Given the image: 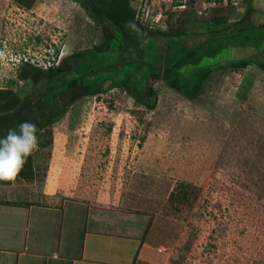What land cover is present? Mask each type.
Wrapping results in <instances>:
<instances>
[{
	"label": "rangeland",
	"instance_id": "1",
	"mask_svg": "<svg viewBox=\"0 0 264 264\" xmlns=\"http://www.w3.org/2000/svg\"><path fill=\"white\" fill-rule=\"evenodd\" d=\"M212 2L174 0L169 3V11L176 15L173 23L170 28L160 24L167 31L176 28L179 16L214 22L222 14L230 23L231 32L220 37L207 32L210 41L200 49L198 59L193 57V65L183 67L185 90L202 73H193L199 67L196 59L214 70L227 68L249 53L252 59L264 56V0H242L228 9L213 7ZM105 36L103 27L77 0H37L31 9L16 0H0V88L24 85L18 80L24 61L42 68L62 65L66 71L61 79L93 67L101 71L88 74L86 80H106L113 76V60L105 58V51H95ZM166 38L150 33L146 41L137 39V47L122 52L115 62L124 63L126 69L132 57H142L145 63L136 61L135 71L127 75L120 67L122 76L142 80L144 69L164 67L171 55L177 61L184 57L185 46L167 51ZM75 55L78 60L65 65ZM109 64L108 73L104 72ZM255 70L250 74L259 77L253 87L240 90L221 114L212 112L211 106L232 78H241L239 70L219 72L212 88L195 99L177 91L173 95L162 80L143 81L144 90L153 86L158 94L153 110L146 108L145 99H137L136 90L131 95L120 85L67 107L64 118L40 135L33 152L39 169L37 185L50 196L42 201L60 208L52 215L57 226L49 234L59 235L60 225L61 253L74 249L75 234L84 227L78 221L79 204L69 201L74 200L85 204L86 213L92 210L91 217L97 219L158 208L167 217L166 231L160 233L167 240V264H264V71L258 65ZM228 87L231 92L232 83ZM66 88L54 89V104ZM41 92L38 88L36 94ZM183 190L189 192L187 200L169 197L172 192L180 196ZM37 224L33 227L40 228ZM33 227L30 247L36 249L44 242L47 251L50 244H58L44 240Z\"/></svg>",
	"mask_w": 264,
	"mask_h": 264
},
{
	"label": "crops",
	"instance_id": "2",
	"mask_svg": "<svg viewBox=\"0 0 264 264\" xmlns=\"http://www.w3.org/2000/svg\"><path fill=\"white\" fill-rule=\"evenodd\" d=\"M175 16L173 12H169L168 18L163 21V24H166L170 28V24L173 23L172 18H175ZM222 16H224V22L217 24L216 18ZM216 18L213 22L202 18L179 16L177 18L178 25L173 30L167 28V31H165L166 29H162V25L154 27H156L155 30L159 29L161 32L167 34V51L171 50V48L177 50L185 46L186 53L181 56H187L194 48L197 52L194 57L198 59L197 56L200 49L204 48L208 40L210 41L209 37L207 38V32H212L216 37L224 35L225 32H231V26L226 15L222 14ZM213 23L217 26H223V28H215ZM188 24H194V29H189ZM183 29L186 30L184 35L176 34L178 32L181 34ZM147 36L141 39L146 41ZM133 47L136 48L137 46L133 44ZM224 47L230 48L227 43ZM260 56L258 59L255 57L252 59L251 53H249L248 57L243 56L242 60L247 58L246 60L249 65L241 69H235L231 66L235 63L234 61L227 68L219 67L213 70L209 68L210 66L201 65L196 59L197 66H199L196 72H202L201 75L206 74L204 84L197 98L204 96L208 92V88H212L211 84L214 83L213 79L216 77V74L222 71L227 72L230 69L239 70L241 78L239 80L232 78L231 81L233 82H228L225 85L220 98L218 97L210 109L214 113L226 112L229 105L236 99L235 97L240 95L238 94L240 90L249 91L255 84L256 77L258 78L259 75L257 74L253 77L250 72L256 71L255 65L259 66L258 62L261 59L264 61V56L261 54ZM190 59L193 60V58ZM176 62L177 57L174 60L171 55V60L165 66L167 68L171 67ZM227 74V76L230 75V73ZM229 78L231 79L230 76ZM249 81L254 82L252 86L248 85ZM229 83L233 85L231 92H229ZM166 87L169 92L172 91L173 93L175 91L167 85ZM179 94L180 96H184L181 93ZM184 98L187 97L185 96ZM39 189L37 182L31 186L16 184L0 185V264H167V240L160 235L161 231H166L165 223L167 217L157 212L158 208L155 210L153 208L152 211L149 209L146 211L140 210L139 213L131 214L115 213L116 216L97 219L91 217L93 214L92 210L86 213L85 204L73 201L79 204V211L77 212L78 221L84 227H81L82 230L77 231L75 234L74 249H71V251L66 250L62 254L63 232L60 225L58 230L60 232L59 235L50 237L52 235H50L51 233L49 234V231L53 230V228L55 229L54 226H57L54 225L52 215L54 212L59 211L60 208L56 205L45 204L42 199H50L49 192ZM64 207L62 206V209ZM37 221L42 224L41 227L40 224H37ZM34 224H37L40 228H35L37 226ZM126 225L132 228V230L125 228ZM31 227L39 230L42 238L47 240V242L50 243L56 240L58 244L56 246L50 244L47 251H45L47 246L44 245V242L40 246H37L36 249L35 247H30L29 235L32 230ZM46 230H48V236H44ZM32 237L35 239L38 237V233L33 234Z\"/></svg>",
	"mask_w": 264,
	"mask_h": 264
},
{
	"label": "trees",
	"instance_id": "3",
	"mask_svg": "<svg viewBox=\"0 0 264 264\" xmlns=\"http://www.w3.org/2000/svg\"><path fill=\"white\" fill-rule=\"evenodd\" d=\"M16 1L21 6L31 9L37 0ZM77 1L88 10L90 18L103 27V32L106 36L101 45L95 48V51L98 52V50H103L105 51V58L113 60V66L109 64L104 71L107 72V68L112 66L111 74H113V76L111 75V77L106 78V80L99 76L100 78L94 77L92 80L88 81L86 80L88 74L101 71V69L96 70V68L91 67L89 71L81 70L71 74V76L67 78L63 77L61 79V76L64 75L66 71V69H64L65 67L63 68L62 65L56 66L55 63H52L50 66L42 68L29 61L22 62L18 73V80L23 81L24 85L18 89L0 88V138L6 136L10 128H16L19 123L24 121H30L36 125L38 129L37 137L39 138L45 129L58 124L64 118L67 107L72 106L79 98L87 95H101L118 85L124 87L131 95L132 90H136L139 94L137 95L138 98H135L138 100L145 99L146 108L151 110L155 109L157 106L158 94L153 86L147 91L144 90L145 88H143L144 86L141 84L143 81L148 83L150 79L155 81L163 80L165 85L190 99L198 97L204 84L206 74H200L195 81H190L188 90H185L182 85V76H185L183 67L186 64L193 65L194 60L190 58H193L197 53L195 50L187 56L182 57L171 67L167 68V66L158 67L153 65L148 70L144 69V77L142 80L139 79V77H135V79L132 80L131 78L126 79L122 76V72H119L120 67H124L126 73H123L127 75V72L132 73L135 71V62L140 60L143 61V59H141L142 57H140V59L132 57L131 63H128L130 66L126 69L124 63L115 62L119 56L121 57L122 52L125 53L134 50V42L139 38L143 39L145 35L158 33L167 37V34L161 32L159 29L155 31V29L153 30L137 20L136 10L131 4V0ZM216 22L217 24L224 22V16L216 18ZM132 25H134L135 28H133ZM185 33L186 30L183 29L181 34L179 32L176 34L184 35ZM70 60L71 63L65 64L68 67L75 63L78 58L75 55ZM143 63L145 62L143 61ZM258 64L264 71V61L260 60ZM248 65L247 60H241L235 62L231 66L235 69H241ZM114 68L115 70L118 69L117 73ZM193 73L199 72L194 71ZM17 83L18 81L11 82L12 85H17ZM253 83V81H249L248 85L252 86ZM64 85H66L67 88L62 90L59 94L60 102L54 104L52 92L54 89ZM38 88H41L42 92L36 94ZM55 109H57V111ZM38 170L39 169L35 167L34 154L32 153V155L27 158V162L17 177L11 181H0V185H35L39 176ZM170 198L179 201L184 199L187 200L189 198V192L183 190L180 196L176 195V192H172Z\"/></svg>",
	"mask_w": 264,
	"mask_h": 264
},
{
	"label": "clouds",
	"instance_id": "4",
	"mask_svg": "<svg viewBox=\"0 0 264 264\" xmlns=\"http://www.w3.org/2000/svg\"><path fill=\"white\" fill-rule=\"evenodd\" d=\"M132 27L135 28L134 25ZM2 57L3 53L0 52ZM37 132L34 123L24 121L0 138V181H11L17 177L27 158L38 148Z\"/></svg>",
	"mask_w": 264,
	"mask_h": 264
},
{
	"label": "built area",
	"instance_id": "5",
	"mask_svg": "<svg viewBox=\"0 0 264 264\" xmlns=\"http://www.w3.org/2000/svg\"><path fill=\"white\" fill-rule=\"evenodd\" d=\"M138 1V2H137ZM174 0H131L132 6L136 10V19L148 27L159 26L168 18L169 3ZM242 0H213L212 6L235 8ZM183 7H185L183 5Z\"/></svg>",
	"mask_w": 264,
	"mask_h": 264
}]
</instances>
